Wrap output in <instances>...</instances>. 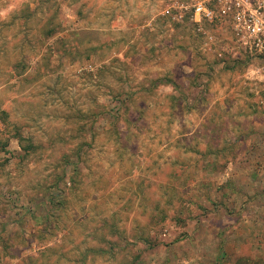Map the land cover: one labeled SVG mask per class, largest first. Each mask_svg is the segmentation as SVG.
Segmentation results:
<instances>
[{"label":"rangeland","instance_id":"1","mask_svg":"<svg viewBox=\"0 0 264 264\" xmlns=\"http://www.w3.org/2000/svg\"><path fill=\"white\" fill-rule=\"evenodd\" d=\"M186 1L0 0V264H264V75Z\"/></svg>","mask_w":264,"mask_h":264},{"label":"built area","instance_id":"2","mask_svg":"<svg viewBox=\"0 0 264 264\" xmlns=\"http://www.w3.org/2000/svg\"><path fill=\"white\" fill-rule=\"evenodd\" d=\"M172 7L173 17H189L199 31H203V26L223 28L230 44L250 58L253 72L264 75V0H188ZM206 42L209 49L216 48L220 60L222 52L229 53L219 45L221 40L212 35Z\"/></svg>","mask_w":264,"mask_h":264},{"label":"crops","instance_id":"3","mask_svg":"<svg viewBox=\"0 0 264 264\" xmlns=\"http://www.w3.org/2000/svg\"><path fill=\"white\" fill-rule=\"evenodd\" d=\"M14 9H17V10H19L20 8H14ZM14 9H10V10H8V12H7V15H8V17H9V19H11V17L12 16H14L15 15V13H14ZM3 114H6V113H3ZM0 123H1V125H2V127L4 128L5 126H6V121H3V120H1L0 121ZM18 131V130H17ZM17 136H21V135H16V133L13 135V136H11V137H7V139H5V141H3L2 142V144H5V147H4V149H0V151L3 153V152H5V153H7V154H13V153H15V148H16V146L14 145V144H16L17 145V148L19 149V144H20V141L17 139L18 137ZM22 137V136H21ZM23 138V137H22Z\"/></svg>","mask_w":264,"mask_h":264},{"label":"trees","instance_id":"4","mask_svg":"<svg viewBox=\"0 0 264 264\" xmlns=\"http://www.w3.org/2000/svg\"><path fill=\"white\" fill-rule=\"evenodd\" d=\"M18 134H19V133L17 132L16 135H18ZM17 137H18L17 139H18L20 142L23 141V138H22L21 136H17ZM4 147H5V144H2V143H1V144H0V149L2 150V149H4Z\"/></svg>","mask_w":264,"mask_h":264}]
</instances>
